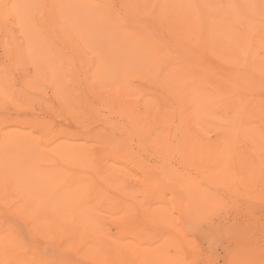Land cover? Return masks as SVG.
Returning <instances> with one entry per match:
<instances>
[{"label":"rangeland","instance_id":"rangeland-1","mask_svg":"<svg viewBox=\"0 0 264 264\" xmlns=\"http://www.w3.org/2000/svg\"><path fill=\"white\" fill-rule=\"evenodd\" d=\"M119 1L109 5L122 11ZM153 1L134 2L148 27L123 35L97 19V0H0V129L17 119L23 132L0 166L19 171L31 197L62 196L69 222L79 213L101 228L87 231L82 254L67 252L0 200V255L5 233L17 229L19 247L6 254L20 264H264V72H233L228 60L206 55L209 47L201 53L174 37L166 25L204 0H174L176 20L173 0ZM216 1L238 30L259 25L245 50L250 63L264 58V0ZM204 5L201 12L212 6ZM111 48L131 56V72H92ZM181 60L215 71L176 72Z\"/></svg>","mask_w":264,"mask_h":264},{"label":"bare ground","instance_id":"bare-ground-1","mask_svg":"<svg viewBox=\"0 0 264 264\" xmlns=\"http://www.w3.org/2000/svg\"><path fill=\"white\" fill-rule=\"evenodd\" d=\"M101 1V0H100ZM99 0H97V6H96V8H95V13H96V17H97V19L99 20V21H103V22H108L113 28H115L116 30H117V32L118 33H120V34H123V35H130V34H132L133 32H134V30L135 31H137V29H138V27H148V26H145V25H141L140 23H139V20H138V12L139 13H142L143 11H142V8L139 6L138 8H135L136 7V5H137V3L135 4L134 2H138V0L137 1H134V0H120V1H122L123 2V5H124V7H123V9H122V11H119V10H117L116 8H113L112 7V5H109V4H111V0H110V3L108 2V0H105L104 1V3L105 4H103V2L101 1L100 2ZM119 1V2H120ZM141 0H139V2H140ZM144 1V0H143ZM148 2H149V0H147ZM150 1H152V0H150ZM156 1V0H155ZM155 1H153V2H155ZM159 1V0H158ZM161 1V0H160ZM163 2H165V0H162ZM169 0H166V2H168ZM176 1V0H175ZM179 0H177V4H179V2H178ZM183 0H181L180 2L181 3H183L182 2ZM189 1H191V0H189ZM194 1V0H193ZM203 0H201L200 2H202ZM210 1H212V2H210L209 3V1H207V3H206V1L204 0V4L203 3H201V4H203L204 6H206V8H207V6H208V8L212 5L214 8L216 7L215 5H213L214 4V0H210ZM219 0H217L216 1V3H218V4H220L219 2H218ZM228 1V0H227ZM230 1H233V0H230ZM229 1V2H230ZM253 1V0H252ZM100 2V3H99ZM146 2V1H145ZM185 2H188V1H186L185 0ZM242 2V1H241ZM152 3V2H151ZM150 3V4H151ZM191 3H192V1H191ZM193 3H195V4H197L198 2H193ZM192 3V4H193ZM213 3V4H212ZM231 4H232V2H230ZM248 3V2H247ZM146 4V3H145ZM149 3H148V5L147 6H149L150 5ZM168 5L169 4H171V1H170V3H167ZM172 4H173V6H172ZM171 4V6H170V10L172 11V13H171V11H170V13L171 14H169V16L170 15H172L173 13H175V11H176V13H177V11L178 10H174L173 8L175 7V3H174V0H173V3ZM183 4H185V3H183ZM188 4H190V3H188ZM188 4H185V5H188ZM227 4H228V2H227ZM141 5V4H140ZM155 5L157 6V3L155 2ZM158 5H159V3H158ZM194 5V4H193ZM199 6H196V7H198L199 9L197 10V13H193L194 12V10H196L197 8L195 7V9H193V10H184L185 12L184 13H182V11H183V9L184 8H186L185 6H182L181 4L179 5L180 7H183V9L181 8V10L179 9V14H181L182 13V15L181 16H183V18H185L184 20L182 19V21L183 22H181V19H180V17H178V19H180V20H178V22L180 21L181 23H180V25L178 24V22H176V27H175V23H174V25H173V27H172V25L171 26H167L166 25V27H169V29H170V31L172 32V34L174 35V37L182 44V46H184V47H186V48H189V49H191V50H194V48H197L198 49V51H199V46H200V51H201V49L203 50V48H208L209 47V51H211L210 52V54L208 53V54H206V55H210V56H215V54H216V56L217 55H220L221 57H223V61H224V59L225 60H228L232 65H235V67H237V69H235V70H233V72H264V58H261V57H258L257 55H254L253 57H256V60L253 62V63H250L249 62V56H248V52L246 51L252 44L251 43H254L255 42V40H252V38H250V41H249V37H248V33L247 32H249L248 30H252V29H256L257 28V26H259V25H257L256 26V28H255V26H254V28H252V29H249V28H247L248 30H246L247 32H242L243 31V28H241V29H237V27L238 28H240L239 26H236V24H235V26L231 23V20H233L234 21V19H235V17H231V16H229L230 15V13H232V12H230L229 13V11L227 12L226 11V13L225 14H223L222 13V11H220V12H217V9L219 10H221L222 9V6L221 5H218L215 9L214 8H212V6H211V8H209V9H207L208 11L210 10V12H208L207 10V12H208V15H210V13L211 12H213L214 10L217 12V14H218V16H219V14L220 13H222L224 16L227 14H229L228 16L226 15V18L224 19L223 17H221L223 20H221V23H228L229 21H230V23H228V24H220V23H218L219 21V19H221L220 17H218L219 19H216L217 17H215L214 19H213V22H214V20H215V22L214 23H217V24H214L212 21H211V23L209 22L210 21V18H209V16L207 15L206 16V14L204 15V13H207V12H204L203 10H202V12H201V8L200 7H202V6H200V4H198ZM234 5H235V3H234ZM237 5H239V2H238V4ZM245 5V4H244ZM153 6H154V4H153ZM153 6H151V9L149 8V10H150V14L151 13H153V12H151V11H153V10H155L154 8H153ZM156 6H154V7H156ZM195 6V5H194ZM150 7V6H149ZM189 7V6H188ZM191 7V6H190ZM189 7V8H190ZM193 7V6H192ZM191 7V8H192ZM225 8L227 7L226 5L224 6ZM224 7H223V9H224ZM248 7H249V5H248ZM251 7V6H250ZM256 7V6H255ZM255 7H254V10L253 11H255L256 9H255ZM160 9H158L159 11H157V12H159L158 14H160L161 13V9H162V7L160 6L159 7ZM164 8V7H163ZM228 8V7H227ZM234 8V7H233ZM243 8V7H242ZM241 8V9H242ZM244 8H246V7H244ZM252 8V7H251ZM257 8V7H256ZM260 8V7H259ZM145 10H147V8H144ZM143 9V10H144ZM168 9V8H167ZM187 9V8H186ZM204 9V8H203ZM212 9V10H211ZM222 9V10H223ZM229 9V8H228ZM228 9H226V10H228ZM144 10V11H145ZM161 10V11H160ZM165 10H166V8H165ZM225 10V9H224ZM234 11H236L235 9H233ZM250 9H248V11H249ZM259 10V9H258ZM261 10V9H260ZM141 11V12H140ZM148 11V10H147ZM166 11H168V10H166ZM166 11H165V15L164 14H162L161 15V17L164 15L165 16V18H166V16H167V18H169L168 17V15H166L167 13H166ZM174 11V12H173ZM198 11H200V12H198ZM247 11V12H248ZM250 11H252V10H250ZM249 11V12H250ZM257 11V10H256ZM256 11H255V13H256ZM262 11V10H261ZM216 12H215V14H216ZM144 13V12H143ZM176 13L174 14L175 15V18H173V19H175L176 20ZM198 13H200L198 16L196 15V14H198ZM251 14V16L253 15H255V16H257V13L256 14ZM146 14V13H145ZM149 14V15H150ZM157 14V13H156ZM184 14V15H183ZM214 14V13H213ZM213 14L211 13V15H212V18H213ZM216 14V15H217ZM238 14V13H237ZM260 14H262L263 15V12L262 13H260ZM141 15V14H140ZM143 15V14H142ZM174 15H172V16H174ZM215 15V16H216ZM248 15V14H247ZM147 16V15H146ZM158 16V15H157ZM172 16L170 17L171 19L170 20H173L172 19ZM238 16H240V14L239 15H237V17ZM246 16V15H245ZM245 16H244V18H245ZM260 17H258V18H261V15H259ZM230 17V18H229ZM241 17V16H240ZM163 18V17H162ZM164 18V19H165ZM166 18V19H167ZM211 18V19H212ZM232 18V19H231ZM234 18V19H233ZM253 18V17H252ZM227 19H229V20H227ZM231 19V20H230ZM256 19V18H255ZM159 20V19H158ZM162 20V19H161ZM160 20V21H161ZM197 21V22H195V23H193V21ZM209 20V21H208ZM216 20L218 21V22H216ZM224 20H227L228 22H225ZM244 20V19H243ZM164 21V20H163ZM165 21H167V20H165ZM201 21H203V22H201ZM208 21V22H207ZM222 21H224V22H222ZM232 21V22H233ZM237 21V20H236ZM236 21H234V23H236ZM162 22V21H161ZM189 22V23H188ZM199 22H201V23H199ZM205 22V23H204ZM251 22H252V19H251ZM213 23V24H212ZM247 23H248V21H247ZM247 23H246V25H247ZM253 23V22H252ZM254 23H256V20H255V22ZM260 23V22H259ZM170 24H172V22L170 23ZM179 26H178V25ZM249 24V23H248ZM258 24V23H257ZM261 24H262V22H261ZM254 25V24H253ZM249 26H251V25H248V27ZM263 26V25H262ZM245 27H247V26H244V29H245ZM261 28H264V27H261ZM260 28V29H261ZM258 29V28H257ZM241 30V31H240ZM253 30V31H254ZM260 31H262V30H260ZM251 32V31H250ZM249 32V33H250ZM255 32H257V31H255ZM259 32V31H258ZM135 33V32H134ZM251 33H253V32H251ZM254 34V33H253ZM253 34L251 35V36H253ZM255 35H256V33H255ZM250 36V37H251ZM254 38L253 39H256L255 37L256 36H253ZM236 43H242V44H245V46H242L243 48H239V47H236L235 46V44ZM255 44V43H254ZM198 45V46H197ZM246 49V50H245ZM203 51H201V53H202ZM207 52V51H206ZM215 53L214 55L212 54V53ZM254 52H255V54H256V49H254ZM98 53V52H97ZM109 53H110V55H112L113 57H111V56H107V58L109 59V60H106V59H104V58H102V56L100 57V55H99V53H98V55H97V59L95 60V63L92 65L95 69L92 71V72H106L107 71V66H114V70H116L117 69V72H131L132 71V58H131V56L129 55V54H127V55H123L122 54V52L118 49V48H111L110 50H109ZM212 54V55H211ZM205 55V54H204ZM210 56H208L209 58H210ZM219 57V56H218ZM208 59V58H207ZM210 59H212V57L210 58ZM209 59V63L208 62H205V63H207V64H209V65H212L211 64V61L212 60H210ZM215 59V58H214ZM216 60V59H215ZM222 60V59H221ZM213 62H215L214 64H216L217 65V63H216V61H213ZM220 63H223V62H218V65L220 64ZM225 63V62H224ZM223 63V64H224ZM226 63H228L227 61H226ZM209 65H208V67H207V65L205 66V65H202L201 64V66H199V63H196V62H193V65H189V62H186V61H184V60H181L180 62H179V64L178 65H176V72H211L212 70H214V69H212L213 67H209ZM217 65V66H218ZM224 65H226V64H224ZM228 65V64H227ZM227 65L225 66V67H227ZM232 65H229V67L231 66V68L232 67H234V66H232ZM197 66H199L200 68H195V67H197ZM215 66V65H214ZM220 67H221V65H220ZM224 67V66H223ZM224 67V68H225ZM222 68V67H221ZM221 68H219V70H223V68L221 69ZM212 69V70H211ZM226 69V68H225ZM233 69V68H232ZM226 70H228V69H226ZM215 71V70H214ZM214 71H212V72H214ZM230 72L232 71V70H229ZM216 72H218V68H217V70H216ZM224 72V71H223ZM226 72V71H225ZM15 118H17V117H15ZM19 119V118H18ZM1 120H2V123H3V119L1 118ZM17 121V119L14 121L13 120V122L12 123H14L15 122V124H13L14 125V127H15V125H16V122ZM1 124V123H0ZM17 125H18V123H17ZM19 127L18 128H21L20 127V123H19V125H18ZM13 126H12V129H10V130H1L0 129V150H2L1 151V153H0V161H5L6 159H8V157L9 156H7L6 155V153L4 152V150H6V149H16L17 148V142H19V140L22 138V134H23V132L22 133H19L18 131H16L17 129H16V127L14 128ZM15 129V130H14ZM19 131H21L20 129H19ZM8 169V171H9V174L6 172V170ZM0 189H2V191L1 192H3L2 193V197H3V199H2V197H1V201L2 200H4L5 202H7V203H11L12 205H13V208H14V210L16 211V212H18V213H20L21 215L23 214V215H25L27 218H29L31 221H32V223H33V226L35 227V230H36V232H37V235L39 234L38 232H40V233H42V234H44L45 236H47V237H49V238H51V240L53 239V241H54V243H55V245H54V243L52 244V246H54V247H56V248H61V249H65L66 251L67 250H70V249H74L75 248V251H79V248H82L85 244H86V246H87V242H86V235L88 234L87 233V231L88 232H91L92 234L91 235H94V232L96 231V233L95 234H97V232H98V230L99 229H101L100 228V226H98L97 228H98V230H96L95 228V225H97V223L95 224V225H93V226H91V224H90V222H88L89 223V226L87 227V225H86V217H81L80 215H79V213H77V214H75L74 215V212H73V215H74V222L72 221V222H69L68 221V215H69V209H68V207L66 206V204H65V206H63V203H62V201H61V199H59L60 197H62V196H59V198H54V197H50V198H45V199H41V197H39V198H37V197H31L29 194H27V193H25V192H23V186L21 185V183H20V177H19V171L18 172H16V173H14V169L12 168V167H8V168H4V167H2V165L0 166ZM63 189V187H61L60 188V190H62ZM80 194V193H79ZM78 194V195H79ZM0 201V202H1ZM3 204V203H2ZM99 203H97V206L96 207H99L100 206V204L98 205ZM4 205V204H3ZM2 205V206H3ZM7 205V204H6ZM96 205V204H95ZM7 207V206H6ZM1 208V207H0ZM8 208H9V206H8ZM9 209H12V208H9ZM5 210H6V208H5ZM8 210V209H7ZM13 210V209H12ZM13 210V211H14ZM2 213V212H1ZM18 213L16 214V216L18 215ZM7 214V213H6ZM5 214V215H6ZM1 215V214H0ZM2 215H4V214H2ZM8 215H9V213H8ZM14 215V214H13ZM22 215V216H23ZM97 216V215H96ZM6 217V216H5ZM97 217H99V216H97ZM97 217H96V219H97ZM1 218V217H0ZM4 217H2V220H0L1 222H3L4 220ZM95 219V220H96ZM99 219V222L101 223V220H100V217L98 218ZM8 220V219H7ZM20 220V219H19ZM25 219H23V221H24ZM111 220V219H110ZM5 221H6V218H5ZM21 221V220H20ZM27 221V220H26ZM25 221V224H27V222ZM94 221V220H93ZM97 221V220H96ZM0 222V223H1ZM11 221H9L8 223H10ZM22 222V221H21ZM95 222V221H94ZM24 223V222H23ZM13 225V224H12ZM11 225V226H12ZM28 225V227H30L31 228V226L29 225V224H27ZM26 225V226H27ZM11 226H9V224H8V227H10L11 228ZM18 226H19V224H18ZM22 226V225H21ZM21 226H19L20 228H21ZM5 227H7V226H5ZM93 227H95V228H93ZM1 228V227H0ZM3 229V228H2ZM22 229V228H21ZM34 229V228H33ZM6 230V229H5ZM34 230V231H35ZM0 231H3V230H0ZM12 231H13V229H12ZM11 231V229L7 232V233H5V236L6 235H8L7 237H4L3 239H4V244L1 242V244H3L4 246V248H5V252H1L2 254L0 255V264H20V263H22L20 260V263H17V262H14V258H12L11 259V257L8 255V254H6L7 252H6V249L9 247H15V249L17 248V247H19V245H18V243H19V239H18V235L16 234L17 233V229H15L13 232ZM30 231V230H29ZM35 232V233H36ZM4 233V232H3ZM34 233V232H33ZM1 234H2V232H1ZM0 234V235H1ZM15 234V235H14ZM25 236H27L26 234H24ZM31 235H32V233H31ZM37 235H35V237L37 236ZM89 236H90V234H88ZM87 235V236H88ZM98 235V234H97ZM33 236H34V234H33ZM39 236V235H38ZM45 236H43L44 237V239L46 238ZM1 237V236H0ZM35 237H34V239H35ZM16 238H17V240H16ZM26 238V237H25ZM41 238V237H40ZM2 239V238H1ZM20 239H23V237H21ZM32 239V238H31ZM39 238L37 237V240H38ZM47 239V238H46ZM45 239V240H46ZM36 240V239H35ZM44 240V241H45ZM39 241V240H38ZM32 243H37V242H32ZM48 244H51V243H49V242H47ZM25 244V243H24ZM28 244V243H27ZM27 244H25V245H27ZM44 244H46V242L44 243ZM43 244V246H45V248H48L47 246H49L48 244H47V246L46 245H44ZM24 245V246H25ZM42 245V244H41ZM42 246V249L44 248ZM52 246L50 245V247L52 248ZM22 247V246H21ZM27 247V246H26ZM30 247V246H29ZM53 247V248H54ZM41 248V247H40ZM40 248H39V250H40ZM44 248V249H45ZM84 248V247H83ZM30 249V248H29ZM37 249V248H36ZM77 249V250H76ZM89 250H88V252L87 253H89V251H91L90 249V246H89V248H88ZM21 250V249H20ZM32 250V249H31ZM30 250V251H31ZM48 250H54V249H48ZM85 250H86V248H85ZM29 251V250H28ZM29 251V252H30ZM34 251V250H33ZM57 251H58V249H57ZM60 251V250H59ZM58 251V252H59ZM87 251V250H86ZM85 251V252H86ZM15 252V251H14ZM35 252V254H36V251H34ZM38 252V251H37ZM54 252H55V250H54ZM57 252V253H58ZM68 252V251H67ZM66 252V253H67ZM79 252H81V254H82V250H80ZM85 252L83 253V255L85 254ZM39 253V252H38ZM86 253V254H87ZM19 254V253H18ZM24 254V253H23ZM30 255H31V257H34L35 256V254L34 255H32V252L31 253H29ZM29 254H27L28 256H29ZM39 255V254H38ZM62 254H60L59 256H61ZM72 255V254H71ZM14 256V255H13ZM16 256V255H15ZM21 256V255H20ZM19 256V257H20ZM58 256V257H59ZM30 257V261L31 260H33L32 258ZM36 257H37V255H36ZM35 257V258H36ZM57 257V256H56ZM35 258H34V260H35ZM39 258V257H38ZM19 259V258H18ZM60 259V258H59ZM63 259V258H62ZM61 259V260H62ZM25 260V259H24ZM51 260V259H50ZM57 260L58 259H56V262H57ZM67 261V260H66ZM70 261V260H69ZM32 262V264H33V261H31ZM36 262H38V261H36ZM35 261H34V263H36ZM40 262V261H39ZM44 262V261H43ZM46 262H48L47 261V259H46V261H45V263ZM28 263V262H27ZM44 263V264H45ZM49 263V262H48ZM52 263V262H51ZM62 263V262H61ZM29 264V263H28ZM47 264V263H46Z\"/></svg>","mask_w":264,"mask_h":264}]
</instances>
